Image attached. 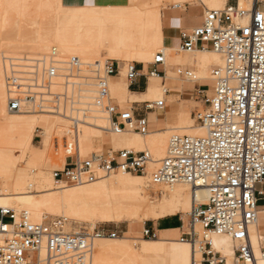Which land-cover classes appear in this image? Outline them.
Masks as SVG:
<instances>
[{
  "label": "built area",
  "instance_id": "obj_1",
  "mask_svg": "<svg viewBox=\"0 0 264 264\" xmlns=\"http://www.w3.org/2000/svg\"><path fill=\"white\" fill-rule=\"evenodd\" d=\"M179 50H214L223 59V67L212 72L213 89L208 94L200 92L203 109L194 114L206 135H173L166 156L159 162L148 151L129 150L92 154L83 159L78 151L82 122L74 117L70 119L73 126L69 139L64 143L68 157L63 169L53 173L55 184L83 186L112 174L127 173L147 176L155 186L188 185L193 191L206 188L208 202L194 206L182 223L184 231L179 237L194 249L191 264H258L250 231L258 222L257 185L264 180V0H256L250 9L236 4L205 12L200 25L180 34ZM4 60L7 110L12 114L28 108L64 113L66 89L77 78L74 66L79 68L77 72L99 74L76 59L66 64L69 68H62L56 50L47 55ZM116 63H104L108 77L120 76L123 69L130 84L143 77L144 68L135 63L123 67ZM158 67L165 68L161 53L150 75L165 77L166 72ZM177 74L188 81L194 77L188 68L179 67ZM58 80L64 83V92L53 94ZM49 97L55 99L51 101L54 106L45 105ZM96 105L110 115L114 134H121L130 125L134 132L149 133L147 116H136L133 107L123 109L106 93L99 94ZM165 107L164 100L145 103L144 114L163 111ZM67 222L65 218H54L34 223L27 212L0 209V264H91L95 241L116 239L120 234L107 229L66 233ZM215 235L233 241L231 263L213 247L211 239ZM144 236L157 238L149 229Z\"/></svg>",
  "mask_w": 264,
  "mask_h": 264
},
{
  "label": "bare ground",
  "instance_id": "obj_2",
  "mask_svg": "<svg viewBox=\"0 0 264 264\" xmlns=\"http://www.w3.org/2000/svg\"><path fill=\"white\" fill-rule=\"evenodd\" d=\"M137 1L127 0L128 3ZM198 1L175 0L174 19L178 18V9H181L180 12H185L187 11L185 6L187 3H196ZM210 1L211 3L206 12L220 8L227 0ZM255 1L239 0L238 6L242 9H250L255 4ZM17 2L18 0L13 1V3ZM117 3L106 4L100 12H92L79 17L82 21L81 23L70 22V17L64 15L58 17L47 28L35 25L31 30H25L20 24H15L14 27L4 34L5 37L2 38L0 33V46L7 48L11 52L45 51L52 48L60 51L62 55H68L67 58L73 56V59L88 60L89 62L85 61V64L89 65L91 70L94 68L93 71H98L100 76L103 73L105 74L102 69V63L98 62L102 57V48H106L110 58L124 62L123 64L132 60L141 64H149L154 55L155 60L158 55L155 52L158 51L164 55L165 66H167L168 56H174L175 52L180 51V37L176 35L173 39L165 34V26L167 24V27L172 26V21L170 23L171 18L164 16L158 8L150 7L148 2L145 5L143 4L142 8L133 5L118 6ZM151 4L155 5L156 3L153 2ZM6 13L3 16L4 20L8 19ZM181 15L185 14L181 13ZM75 18L79 19L78 16H74L72 20ZM179 23L181 26V20ZM194 53L196 62L192 65V68L195 67L197 69L195 70L196 76L193 71L194 77L192 81L206 82L210 80V76H208L210 69L212 72L213 67H223L220 64L222 57L220 58L219 56L221 55L214 50L196 51ZM180 56L182 57V66L176 67H190L188 66L190 55ZM66 63L68 62L66 61ZM66 63L64 62V64ZM88 73L90 74V72ZM99 75L97 76L98 78ZM122 75H125L124 69L121 71L120 76ZM154 75L158 76L157 74ZM102 79L104 80L100 83L98 82L99 80H95L97 84L92 85L104 87L105 90L102 93H106L109 99L128 103V97L132 93L126 86L123 87L122 84L105 81V78ZM59 83L56 84V88ZM76 85L79 87L82 83L72 82L70 86L76 87ZM86 85L89 84L87 83ZM68 88L69 86L66 89L69 96L67 100L72 99V101L70 103L67 102L68 104L66 105L68 106L64 108V113L60 111L59 114L53 115L54 113L51 111H40L41 113L38 114L28 112L29 110L27 109L28 111L20 113L21 115L10 116L7 112V89L2 60L0 59V209H12L16 212L25 209L23 212H27L34 223L40 220V214L43 211H47L52 214L64 213L68 220L79 224L94 225L122 221H130L135 224L137 222L159 220L180 212L184 213L190 208L192 211L195 205H202L208 202L209 191L206 188H199L193 191L188 185H177L170 187V194L162 202L156 204L152 195L153 193L166 192L164 186L152 185L147 176L127 173L112 174L95 183L83 186L57 185L56 189L53 184L55 183L54 178L48 173V170L44 169L45 160H47L45 158L46 155L38 156L35 152L30 153V166H34L38 173L34 179L35 185L28 184V172L19 168L18 162L21 160L19 156L31 149L32 139L38 129L41 130L40 133L44 137L62 134L68 130V123L72 117L69 115L70 113H76L79 120L81 118L79 115L84 114V128L80 131L78 137V151L80 157L84 158L97 147L93 143L92 138H96L94 135L101 137L100 132L107 130L109 123L111 124L110 115L105 109H102V113L107 117L100 114L97 109L92 110V104L82 103V98L84 97L79 96L74 99L76 98L74 89L71 88L72 91H70ZM161 91L163 92L162 94H160ZM169 91L163 88L162 84L157 80L149 84L147 91L142 97H144L143 100H148L160 94L165 101ZM45 101L51 102L47 98ZM155 102L158 101L145 103ZM79 105L87 108L82 109ZM95 106L97 107V105ZM49 108L51 109V107ZM89 108L90 110H88ZM171 115L173 121L166 123L165 129L148 133L149 135L124 131L118 136H113L111 143L118 149H129V151H134L131 149H135L139 152L146 150L153 155L155 162H159L166 156L168 143L170 142H168V138L172 133L178 132L192 137L206 135L205 130L201 126H195L193 120L189 117L190 115L185 114L179 108L175 107ZM169 116L170 114L168 113L167 118ZM104 122L107 126L103 125ZM143 136L147 137L143 138ZM151 167L153 169L154 165ZM35 186L36 190L30 191ZM128 234L133 233L129 231ZM262 238L260 230L257 229L252 244L255 248V254L257 253L258 264H264V258L259 257L260 254L258 255ZM211 240L216 250L231 255L233 253L234 256L235 245L229 237L215 235ZM143 243L142 245L136 244L135 239L132 237L98 239L95 241L96 248L94 247V252L96 249V254L94 259L92 256L91 264L192 263L194 249L189 243L181 242L179 239L178 241L159 239L156 241H144ZM263 243L264 241L262 246ZM231 249H233V252ZM44 255L45 252H43Z\"/></svg>",
  "mask_w": 264,
  "mask_h": 264
},
{
  "label": "rangeland",
  "instance_id": "obj_3",
  "mask_svg": "<svg viewBox=\"0 0 264 264\" xmlns=\"http://www.w3.org/2000/svg\"><path fill=\"white\" fill-rule=\"evenodd\" d=\"M13 1L14 0H0V33H1L2 38L5 37L4 34L8 30H10L12 27H14L15 24H20V26H22V28L25 30H31V28H33L35 25H37L39 27L47 28L50 25H52L58 17L64 16V15H67L70 17V20H69L70 22L75 21V23L76 22L81 23L82 21L79 17H81L83 15H88L92 12H100L106 6L104 4L103 5L97 4V5H84V6H68L64 3L63 0H18L17 3H13ZM237 1L238 0H227L224 5H222L220 8H216L215 10H222L228 5H236ZM251 1H253V0H251ZM147 2H148V5L150 7L153 6L152 8H154V7L158 8L164 16H168V18H171L170 23L172 21V23H171L172 26L167 27L168 24L165 26L166 27L165 34H167L168 36H170L172 38L175 37L176 35L178 37H180L181 32H183L187 29L191 30V29L197 27L198 25H200L202 20H203L204 13L206 12V10L208 9V6L211 3L210 0H199L196 3L195 2L187 3L185 5L187 11H185V12H183V11L180 12L181 9H178V11H179L178 12V18H179L178 21L181 20V22H182L180 29H179L178 22H176L175 21L176 19H174V17H173L174 16L173 13L175 12L174 9L176 7L175 6V0H160L159 2H158V0L152 1V2L150 0H143V1L140 0V1H137L134 3H128L127 0H124L123 2L122 1L118 2L117 5L118 6H132L133 5V6H137V7L139 6L140 8H142L143 4L145 5V4H147ZM153 2L156 3L155 5H157V6L152 5L151 3H153ZM211 10H208V11H211ZM5 12H7L6 13V15L8 17L7 20H4V18H3V16L5 15L4 14ZM181 13H183L185 15L182 16ZM74 16H78L79 19L75 18L74 20H72V18ZM51 51H53L52 48L45 50V51H33V52L16 51V52H11L7 48H3L2 46H0V59L2 60L3 71H4V61H5L4 59L5 58H11L12 57L14 59L15 58L20 59L23 57H36V56H41V55H47ZM57 52L59 53V61L62 63L61 67L62 68H65V67L69 68V66H66V64L72 62L73 56L72 57L70 56L71 58L70 57L67 58L68 55H62L60 53V51H58V50H57ZM159 53H161V52H158V51L155 52L156 55ZM194 54L195 53H187V52H183V51L175 52V55H194ZM101 56L102 57L98 60V62H101L102 66L108 60L115 61L118 64H120L121 66H126L129 63H135L136 65L140 66L141 68H144V71L148 72V69L153 67L155 55L152 57V61L149 64H141V63H138L134 60L125 62V64H123L124 62H120V61H117V60L110 58V56H108V54L106 52V48L101 49ZM64 57H65V59H64ZM219 57L221 58V56H219ZM62 59H63V61H62ZM73 60H75V59H73ZM174 60H176V59H174ZM66 61L68 63H66ZM78 61H82V63L84 65H87V64H85L86 63L85 61H88V60H82L81 59ZM64 62L66 64H64ZM220 64L223 65V59L222 58H221ZM178 68L179 67L167 68V69H169L175 73L174 76L172 77V81L176 84L178 91L176 90V91H172V93H169L170 92L169 89L165 85H163V79H162V77H164L163 75L161 77L159 75L156 76V75L148 74L147 79L149 81V84L158 80L162 84L163 88H165L169 91L168 95H170V98L165 99L166 103L169 101L170 104L175 106V107L181 106L182 108H185L183 112L187 115H190L189 117L193 120V122H194L193 124L195 126H199L198 123L195 121L194 114L197 111L202 110L204 105L202 103V96L196 91L199 90V88L201 87L200 90L206 91V93L208 94L209 91H211L213 89V82L211 80L213 71L211 72V69L209 71L208 76H210V80L202 83L200 81H188V80L181 78L177 74ZM183 68H188L191 71H194V75L196 76L195 70L197 68H195V67L194 68L183 67ZM215 68H217V67H213V70ZM77 69H79V68L74 66V70H75L74 74L78 79L76 78V80L74 79L75 81H73V80H71V81L76 82L78 84L82 83V85H80L79 87L77 85H76V87L69 86V88H68V89H70V91H72V89H74V95L76 97L74 99H77V97H79V96L84 97V98H82L83 99L82 103L92 104V106H91L92 110L97 109L98 111H100L99 112L100 114L106 116L105 114L102 113L103 110L101 108L95 106L96 105V99L99 97V94H102V92H104V90H105L104 87L92 85V84L96 83L95 80H97V79L94 80V78L95 77L98 78L97 76L99 74L95 73L93 75V73H91V72H90V74L88 72H77L76 71ZM80 69L86 70V68H84V67H82ZM161 69H162V71L166 72V70H164L163 67H161ZM89 70H91V68H89ZM92 70H94V68H92ZM103 74H102V76L99 75V77L105 78V81L112 82V83L116 82L120 85L122 84L123 87L126 86V88L129 89L130 83L127 81L125 75L118 76V77H108L107 75H105V74L103 75ZM87 75H88V77H87ZM92 76H93V78H92ZM58 82H60L58 84L59 86L57 85V88L54 87L52 89L53 94H54V92H55V94H60V92L61 93L64 92V88L62 86L64 83L62 82V80H58L57 83ZM98 82L100 83V81H98ZM87 83L89 85H86ZM60 85H61V87H60ZM55 89H56V91H55ZM162 93L163 92L161 91L160 94H162ZM160 94L158 96L152 98V99H148V100L141 99L142 102L139 101V99H136V97H132V96L128 97V101H129L128 103H121V102H118V100H116V99H112V100H114V103L119 105L123 109L132 108L133 105H136L139 109H144L145 103H143V102H152V101H156V100L157 101L163 100ZM47 100L53 101L55 99H53V98L51 99V97H49V98H47ZM71 101H72V99L67 100L68 103H70ZM135 102H137V103H135ZM45 105L46 106H49V105L54 106L53 103H51V102L50 103L47 102ZM67 106L68 105H66L65 107H67ZM81 106L82 105H79V107L82 109L87 108L85 106L84 107H81ZM168 106L169 105L167 104V107ZM28 110H27L28 112H35L38 114L41 113L40 110H37V112H36V110H34L32 108H30V109L28 108ZM88 110H90V108ZM27 111H25V112H27ZM8 114L10 116H18V114H12L9 112H8ZM53 115H55V114H53ZM69 115L72 116L71 118L78 116V115H76V113L75 114L70 113ZM73 115H74V117H73ZM79 117H81L80 120L83 119L82 124L80 125V131H81L84 128L83 127V123H84L83 121L85 119V118H83L84 114H82V115L80 114ZM86 119H89V118H86ZM88 122H89V120H88ZM103 125H106L105 122ZM72 126H73V124L71 123V120H70V122L68 123V130L66 132H64L62 134H54V135H51L50 137H46V136L44 137L40 133L41 130H39V129L35 132L34 137L32 139L31 149L29 151H27L26 153L21 154L19 156V158L21 160L18 162L19 168L24 169L28 172V177H29L28 178L29 179L28 184L29 183L34 184V179L38 173V170L35 169L34 166H30V164H31V162H30L31 161V159H30L31 154L30 153L31 152H35L38 156H45L46 155L45 158L47 160H45L44 169L48 170V173L51 174L52 178H53L54 171H56L58 169H63V167L66 164V158L68 157V154L66 153L65 148H64V143H65V139H69V132H70ZM165 128H166L165 126H162L161 128L156 129L154 131H158V130L160 131V130L165 129ZM126 131L134 132L131 126L128 127V129ZM154 131L150 130L149 133L154 132ZM100 133L102 135L101 137H97L96 135H94V137H96L98 139L92 138L93 143L97 146L96 149L92 153H90L89 155L84 157L83 159L91 157L92 154H108V153L116 152L119 150H123V149H118L117 147H115L111 143L113 136H118V134H114L110 130V123L108 125V129L105 130L104 132L102 131ZM135 133H138V132H135ZM175 134L184 135L183 133H178V132L172 133L168 138V142L170 141L169 139ZM145 137H147V136H143V138H145ZM168 145H169V143H168ZM131 150L139 152L138 150H135V149H131ZM143 151H146V150H143ZM118 174H121V173H118ZM140 176H142V175H140ZM53 184H54V188L57 189V185L55 183H53ZM164 188L166 189V192H164V193H161V192L153 193L152 196H153V199L155 200L156 204L159 202H162L170 194L169 187H164ZM0 189H1V182H0ZM31 190L35 191L36 186L33 187L32 189H30V191ZM23 210L25 211V209H21L19 212H22ZM190 212H191V208L188 209L184 213L180 212V213H177L175 215H177L176 217H178V218H184L185 220H187ZM175 215H173V216H175ZM54 218H66V216L64 213L52 214V213H49L47 211H43L40 214V220L38 222H35V223H42L45 220H51ZM67 221L68 222L64 227V230L66 233H79V232H87V231L92 232L94 229H107L110 231H118L120 233L118 238L132 237L133 239H135V242L138 245L144 244L143 243L144 241L159 240L157 238L151 239V238L144 236V231L146 229H148L150 225H152V221H154V220L145 221V222H141V223L137 222L135 224H134V222H130V221H122V222H113V223H98V224H94V225L79 224V223H75L73 221H70L68 219H67ZM258 228L262 229L260 227V222H257L252 227V230H251L252 240H253L255 232ZM129 231H132L133 234H128ZM261 234L263 236V238H262L263 240L261 241L260 252L258 253V255L260 254L259 257H261V253H262L261 251H262V247H263L262 242L264 241V234L262 233V230H261ZM160 239H162V238H160ZM232 247H233V244H232ZM95 248H96V246H95ZM231 251L233 252V249H231ZM232 252H230V253H232ZM95 254H96V249H95V252L93 255V259H94ZM223 255L226 256L228 259V262L231 263V261L233 259L232 258L233 253H232V255L223 253ZM259 261H261V260H259Z\"/></svg>",
  "mask_w": 264,
  "mask_h": 264
},
{
  "label": "crops",
  "instance_id": "obj_4",
  "mask_svg": "<svg viewBox=\"0 0 264 264\" xmlns=\"http://www.w3.org/2000/svg\"><path fill=\"white\" fill-rule=\"evenodd\" d=\"M63 1L68 6H84V5H97V4L106 5V4H111L113 2H119V1L123 2L124 0H63ZM237 4L239 5V0L237 1ZM177 19L178 18L176 17V22H178L180 27V23ZM167 61L168 64L167 66H165L166 69L164 68V70H166V76L165 77L161 76V77L163 79V85H165L170 90L169 93H172V91H176V90L178 91L176 84L172 81V77L174 76L175 73L167 68H173V67L175 68L178 65L182 66L181 64L182 57L180 55L168 56ZM195 62H196L195 54L190 55V63L188 66L192 67V65H194ZM158 70L162 71L161 67H158ZM150 72H151V68L148 69V72L144 71L143 69L142 70L143 77H141L136 83L129 85V90L132 93L131 96L136 97V99H139V101H141V99L144 98L142 96L148 89L149 81L147 79V75L150 74ZM200 89L201 87L199 88V90L196 91L199 94L200 92H202V90ZM167 98L169 99L170 95L167 94L166 99ZM167 104L169 105L168 106L169 108L167 107ZM166 107L163 111L148 112L145 115L144 109H139L136 105H133L136 116H147V119L150 123V130L152 131L159 129L162 126L166 127V123L173 121L171 113L173 112L175 106L171 105L170 102L168 101L166 103ZM177 108L181 109L182 111H184L185 109L182 108L181 106H178ZM168 113L170 114V116L167 118ZM130 126L133 127L132 125ZM257 195H258V222H260V227L262 228V229L258 228V230H260V233L262 230V233L264 234V180L257 185ZM176 216L177 215L168 216L166 218L152 221V225H150L148 229L156 234L157 239L162 238V240H166V241H178L179 237L184 231V229H182V223L187 220H185L184 218H178ZM251 240H252V236H251Z\"/></svg>",
  "mask_w": 264,
  "mask_h": 264
}]
</instances>
